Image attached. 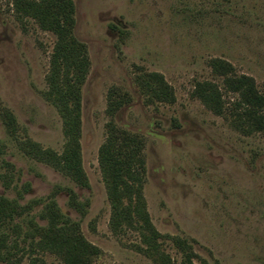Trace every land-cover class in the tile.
Instances as JSON below:
<instances>
[{
    "label": "rangeland",
    "instance_id": "1",
    "mask_svg": "<svg viewBox=\"0 0 264 264\" xmlns=\"http://www.w3.org/2000/svg\"><path fill=\"white\" fill-rule=\"evenodd\" d=\"M71 1L74 35L90 63L79 138L88 188L19 148L30 140L57 154L63 150L62 120L44 97L56 38L30 19L23 29L11 0H0V196L30 205L0 225L1 251L13 254L0 264H63L33 251L37 238L27 235L30 222L45 225L40 214L51 202L98 249L90 264H154L142 254L136 232L110 228L98 164L109 122L143 141L146 210L173 261L181 259L172 241L178 238L192 247L194 264H264V136L241 134L191 95L197 82L221 86L212 59L251 77L264 93V0ZM143 73L160 74L175 101L147 102L136 84ZM111 89L128 98L113 116L107 114ZM3 110L15 120L14 136L6 132ZM70 191L82 212L71 205Z\"/></svg>",
    "mask_w": 264,
    "mask_h": 264
},
{
    "label": "trees",
    "instance_id": "2",
    "mask_svg": "<svg viewBox=\"0 0 264 264\" xmlns=\"http://www.w3.org/2000/svg\"><path fill=\"white\" fill-rule=\"evenodd\" d=\"M16 19L25 29L27 20H32L39 29L52 33L55 44L46 76L45 99L57 110L61 120L65 144L60 154L41 148L30 140L20 141L19 148L31 159L46 164L70 178L81 188H88L81 165V88L89 70V59L83 43L76 39L74 30L75 7L71 0H11ZM214 76L221 78L216 83L197 82L192 97L207 110L223 117L236 131L244 135L260 133L264 136V93L254 80L246 75H237L233 67L219 59L209 62ZM136 84L147 102L172 104L175 99L171 87L158 73H143L136 77ZM224 94L234 99L226 102ZM128 102L127 96L116 89L108 94L107 114L113 116ZM6 132L14 136L17 126L13 116L6 110L1 113ZM107 135L98 151V164L110 204V228L113 233L125 229L136 232L142 244L141 252L154 264H194L198 259L192 247L182 239H172L181 253L179 262L173 261L162 249V236L152 225L143 196L146 167L143 156V141L135 134L107 124ZM71 205L82 212V204L70 191ZM30 205L19 206L0 196V225L13 216H21ZM40 218L45 225L30 222L27 234L33 240L34 250L50 253L63 264H90L99 251L82 236L77 223L69 220L51 202L42 210ZM20 230V227H19ZM5 238L0 237V262H11L12 253L6 251ZM33 249V248H32ZM35 261V258L34 260ZM40 264H44L40 260ZM200 264H209L200 260ZM216 264V263H214Z\"/></svg>",
    "mask_w": 264,
    "mask_h": 264
}]
</instances>
